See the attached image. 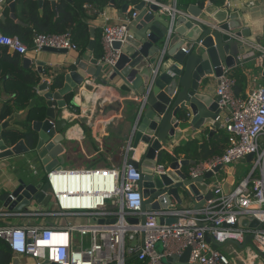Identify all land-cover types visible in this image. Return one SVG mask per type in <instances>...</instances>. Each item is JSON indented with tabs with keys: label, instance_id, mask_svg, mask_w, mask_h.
<instances>
[{
	"label": "built area",
	"instance_id": "obj_1",
	"mask_svg": "<svg viewBox=\"0 0 264 264\" xmlns=\"http://www.w3.org/2000/svg\"><path fill=\"white\" fill-rule=\"evenodd\" d=\"M136 2H144L145 11L149 5L158 7L159 14L166 18L175 12L172 4L167 7L159 0ZM137 17L138 12L134 11L132 20ZM129 24L130 20H125L117 25L103 26L100 44L104 54L99 62L105 67L115 64L119 51L112 45L124 43L130 34ZM32 45L33 53L46 48L67 52L78 49L68 35L35 34ZM0 46L23 58L30 51L16 36L0 34ZM240 46L250 49L239 55V66L245 59L256 56L264 62V47L245 41H241ZM226 72L223 68L215 94L220 98L219 108L227 112L222 127L233 139L221 155L196 163L187 171L190 179L212 173L211 200L198 209L178 207L174 211L147 212L144 225L131 224L127 219H140L142 215V196L138 188L140 174L127 164L126 158L121 167L53 170L38 176L39 181L48 185L49 204L53 203L51 210L14 213L0 209V221L6 222L0 224V241L13 258H17L19 264H125L126 258L135 255L141 264H164L167 258L179 257L189 249L188 264H233L235 259L239 264H264V85L252 89L245 97L236 96L235 81ZM248 155L253 156L248 176L233 191L224 193L218 172ZM138 157L134 156L133 160L138 161ZM167 171L168 165L159 161L152 169L157 176ZM56 177L72 185L59 186L55 190L53 179ZM86 181H90L92 190L82 189L89 188ZM27 217H40L50 222L9 223L10 218ZM240 217L248 222L253 219L258 226L240 228L237 226ZM171 218L175 222L167 224ZM90 219L102 223L89 224ZM159 219L163 220L162 224L158 223ZM112 220L114 223H110ZM248 235L252 239L246 246L251 248L247 259L235 252H231L232 256L220 251L227 244L242 245ZM52 236H62L61 242H53ZM78 237L87 238L88 246L78 248ZM213 243L221 247L215 249ZM157 245L159 251L155 249Z\"/></svg>",
	"mask_w": 264,
	"mask_h": 264
},
{
	"label": "water",
	"instance_id": "obj_2",
	"mask_svg": "<svg viewBox=\"0 0 264 264\" xmlns=\"http://www.w3.org/2000/svg\"><path fill=\"white\" fill-rule=\"evenodd\" d=\"M47 1L55 8L58 0ZM6 2L11 3L10 17L13 18L14 1ZM38 3L42 4V1ZM144 7V2L134 7L142 16L137 24L128 28L130 34L124 43L112 45L114 50L119 51L112 67L107 68L95 59L88 62L76 60L69 67L73 69L64 74L61 88L52 90L47 81L39 84L37 96L42 99L40 108L45 109L46 119L32 122L31 131L36 139L33 135L29 141V135H26L25 140L11 146L9 136L1 135L4 127H0V160L34 153L42 163L43 174L59 170L58 165L62 163L60 142L63 140L60 132L65 121L56 120V110L66 108V96L81 87L87 78L102 86L120 81L139 99L135 103V119L122 152L127 164L140 174L138 188L142 196L140 219L127 220L141 225L145 223L147 212L174 211L184 202L198 209L212 199L213 193L209 188L212 173L196 179L188 177L189 167L196 162L181 158L179 137L190 128L200 132L209 129V137L220 129V98L210 93L211 79L219 78L223 67L233 69L239 66L241 41L248 42L250 37V31L244 28L243 13L231 10L230 0L222 6L199 0L191 5H177V0H173L175 12L169 18L159 15V8L154 5H149L147 11ZM90 33L93 38L92 29ZM43 50L66 53L65 50ZM30 65V59H22L24 69ZM104 69L109 73L108 80L100 76ZM262 78L264 82V70ZM137 154L138 161L133 160ZM163 154L169 157L168 171L165 175H154L152 169ZM252 158L248 155L240 162L249 164ZM47 190L48 185L43 181L30 184L19 181L18 186L2 201V207L20 213L32 204L47 206L50 201ZM174 222V218L166 221L167 224ZM88 223L102 222L90 219ZM158 223L162 224L163 220L159 219ZM237 226L255 229L258 223L240 217ZM251 239L252 236L248 235L242 245H235L243 251L250 245ZM219 247L221 245L213 243V248ZM189 252L186 249L181 256H171L166 261L188 264ZM135 258V255L126 258L125 264ZM11 264H19V260L13 258Z\"/></svg>",
	"mask_w": 264,
	"mask_h": 264
},
{
	"label": "crops",
	"instance_id": "obj_3",
	"mask_svg": "<svg viewBox=\"0 0 264 264\" xmlns=\"http://www.w3.org/2000/svg\"><path fill=\"white\" fill-rule=\"evenodd\" d=\"M13 1L15 8L12 18L10 17L11 12L9 9L11 3L6 2V0H0V33L8 34V32L14 30L22 37L28 38V26L25 23L26 15L31 13L38 20L49 15L50 17L52 15L53 20L58 17L56 6L52 8L50 4L51 8L45 7V2H49L47 0ZM39 1H42V4H39ZM59 1L64 0H58L56 4ZM159 2L168 7L173 0H159ZM195 2L188 0V5L195 4ZM263 2L264 0H230L231 10L243 13L242 20L246 24L244 28L250 31L248 42L255 44L259 48L264 47ZM136 3L115 5L114 0H111L106 7L101 9L95 8L93 5H84L85 16L82 22L89 29V42L85 51H80L78 47L77 51H66L64 54L49 53L44 50L33 53L31 50L26 57L31 60V65L28 69H24L22 66L23 57H18L11 50L0 46V127H4L1 135L9 136L12 143L11 146L20 140H25L27 138L25 137L26 135H29V141L32 140L33 135L35 136L33 139H36V135L31 131V124L34 121L46 119L44 116L45 109L40 108L43 105L42 99L37 96L39 84L44 81L50 84L52 78L59 75L62 78L64 74L73 69H69V67L76 60L88 62L91 59H95L99 62L100 59H98L97 55L103 26L109 24L117 25L125 20H130L128 28L137 24L141 19L142 13L134 10ZM225 3L226 0L223 1V4ZM134 11L138 12V17L132 20L131 14ZM90 29L93 30V38L91 37ZM35 34L37 33L33 32V36ZM249 49L250 47L248 46L241 48L240 54ZM256 57L245 59L240 66L246 78L244 93L240 97H245L252 89L264 85L262 78V71L264 70L262 65L264 62L262 63ZM225 70L228 74L231 69L225 68ZM100 76L104 80H108L109 73L104 69ZM25 77L27 80L28 77H32L33 81L35 79L39 81L34 90L32 88L34 96L28 99L21 98L22 91L25 89L23 82ZM85 80L81 87H77L72 92L74 94L72 110L69 109L67 104L65 109L56 110V120L65 121V126L60 132L63 135V140L60 142L62 163L58 166L60 169L65 170L121 167L125 159L122 149L127 144L136 115L135 103L139 100L127 88L122 86V83L118 80L109 82L106 86H102L91 78ZM211 80L210 93L214 96L216 95L218 78H212ZM226 115L227 112L222 111L220 129L213 133L211 137H209V129L200 132L190 128L181 133L179 137V139L181 138L179 141L180 146L178 147L181 158L197 162L196 159L201 156L202 151L206 153L209 144L213 140L220 142V135L222 138H228V147L233 137L222 127L223 118ZM224 131L228 135L224 134ZM185 151L188 153L186 154ZM43 171L42 163L37 154L34 153L0 160V195H7L12 192L18 186L19 181H23L25 184L39 182L38 176L42 175ZM249 171L250 164L241 162L221 169L217 174V178L222 185L224 193L227 194L233 191L248 176ZM66 186H68V183H65ZM36 205V208L34 205L32 210L25 209L24 211L45 212L51 210H44V206L41 204ZM182 207L193 206L188 202H184ZM0 209H4L1 200ZM21 222L39 224L40 222L49 223L50 221L40 217L9 219V223L14 225ZM4 223L6 222L0 221V224ZM229 245L233 246V244ZM232 249L229 248L227 251L229 250L230 253L234 252ZM232 263L239 264L235 260H232ZM164 264L172 263L166 261Z\"/></svg>",
	"mask_w": 264,
	"mask_h": 264
},
{
	"label": "trees",
	"instance_id": "obj_4",
	"mask_svg": "<svg viewBox=\"0 0 264 264\" xmlns=\"http://www.w3.org/2000/svg\"><path fill=\"white\" fill-rule=\"evenodd\" d=\"M111 0H71L70 2L66 1H59L56 4V10L58 13V17L53 20L52 15L48 17H41V19H37L34 15L29 13L26 15L27 24V33L29 37L26 38L25 36H21L17 31H10L8 34L0 33L5 36H16L19 40L28 48V50H32V39H33V32L37 34L43 35H69L70 39L73 43L77 45L80 51H85L88 42H89V29L88 26L82 22L84 15L83 6L84 5H93L95 8L101 9L106 7L110 3ZM190 1V0H189ZM197 1V0H192ZM199 1H207L217 6H222L224 0H199ZM115 5L117 4H129V3H136V0H114ZM177 5H188V0H177ZM46 8H51L49 2H45ZM51 12V9H50ZM103 49L101 44L99 43V52H98V59L103 57ZM19 57V55H17ZM228 76L235 81L234 86V94L236 96H241L244 93V88L246 86V78L242 73L240 66L233 68L228 71ZM25 89L22 91L21 98H31L34 96V87H36L39 81L36 79L33 81V78H29L28 80L25 77L23 80ZM63 82V77L61 75L52 78L49 86L50 89L56 90L61 88ZM74 97L73 93H70L66 96L65 101L68 105L69 109L72 110L73 104L72 99ZM228 138H222L220 135V142L213 140L208 148L206 153L202 151V154L199 158H197V162H202L207 159H210L213 156L221 155L224 150L227 148ZM186 152V151H185ZM188 152H186L187 154ZM162 156V155H161ZM161 157L159 158L160 163ZM6 198V194L0 195L1 202ZM13 256L7 246L0 241V264H11ZM127 264H140L136 261V259L130 260Z\"/></svg>",
	"mask_w": 264,
	"mask_h": 264
},
{
	"label": "rangeland",
	"instance_id": "obj_5",
	"mask_svg": "<svg viewBox=\"0 0 264 264\" xmlns=\"http://www.w3.org/2000/svg\"><path fill=\"white\" fill-rule=\"evenodd\" d=\"M262 67H264V64L262 65ZM224 134H226V135H228L225 131H224ZM168 162H169V157H168V155H166V154H163L162 156H161V160H160V163H162V164H164L165 166L168 164ZM52 201L50 202V204H48L47 206H44L43 207V209L44 210H49V209H51L52 208ZM35 205V208H36V204H32L30 207H28L26 210H32V206H34ZM37 223V222H36ZM88 244H89V242H88V239L87 238H82V239H80L79 237L77 238V247L79 248L81 245L83 246V248H85V247H87L88 246ZM232 249V250H234V252L236 253V254H241L243 257H244V259H247L248 258V254H250L251 253V248L250 247H247L244 251H241L237 246H235V245H229V244H227L226 246H223V247H221L220 248V251H224L225 253H227L228 255H232L233 256V254L232 253H230L229 252V250L227 251V249ZM155 249L157 250V251H159V249H160V246L159 245H157L156 247H155ZM230 257V256H229ZM235 261L236 262H238L239 263V261L238 260H236L235 259Z\"/></svg>",
	"mask_w": 264,
	"mask_h": 264
},
{
	"label": "bare ground",
	"instance_id": "obj_6",
	"mask_svg": "<svg viewBox=\"0 0 264 264\" xmlns=\"http://www.w3.org/2000/svg\"><path fill=\"white\" fill-rule=\"evenodd\" d=\"M95 183H98V182H95ZM53 184H54V189H55V190L58 189L59 186H61V187L65 186V183L63 182V179H62L61 177H56L55 179H53ZM85 184L88 185L89 188H83V187H82L83 190H84V189H85V190H88V189L92 190V189H93V188L90 186V181H88V182L86 181ZM71 185H72L71 182L68 183V186H71ZM73 189H75V186H73V187L71 188L72 191H73ZM79 189H81V187H79ZM58 238H59V239H58ZM52 240H53V242H57V240H59V241L61 242V240H62V236H61V237L52 236Z\"/></svg>",
	"mask_w": 264,
	"mask_h": 264
}]
</instances>
